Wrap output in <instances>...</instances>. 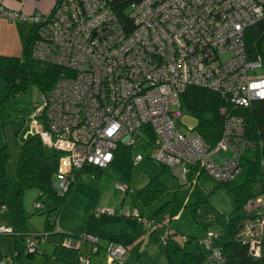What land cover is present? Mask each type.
Masks as SVG:
<instances>
[{
	"label": "built area",
	"instance_id": "2783aa9c",
	"mask_svg": "<svg viewBox=\"0 0 264 264\" xmlns=\"http://www.w3.org/2000/svg\"><path fill=\"white\" fill-rule=\"evenodd\" d=\"M51 1L47 12L32 14L0 4V18L32 23L30 56L64 68L53 87L40 92L31 117L43 144L60 152L52 185L58 195L78 178L94 177L86 167L110 165L119 144L134 145L146 128L157 140L153 159L177 169L182 184L189 185L191 167L218 181L241 174V156L254 146L243 137L242 119L228 117L222 139L212 148L194 128L183 126L181 95L198 86L218 91L236 105L264 100L262 62L248 60L245 47L246 29L264 18V0H125L132 31L115 12L117 0ZM220 111L227 114L226 107ZM222 151L230 155L216 157ZM143 158L134 157L137 163ZM38 201L35 208L41 209ZM4 210L1 206L0 213ZM263 223L248 225L247 235ZM11 231L0 225V234ZM214 236L208 232L207 246ZM41 238L39 233L25 237L23 254L38 252ZM253 248L259 255L255 240ZM106 252L112 264L129 256L128 247L116 241L108 243ZM0 264L17 263L4 257Z\"/></svg>",
	"mask_w": 264,
	"mask_h": 264
},
{
	"label": "rangeland",
	"instance_id": "374dc122",
	"mask_svg": "<svg viewBox=\"0 0 264 264\" xmlns=\"http://www.w3.org/2000/svg\"><path fill=\"white\" fill-rule=\"evenodd\" d=\"M2 19L7 22L1 26L5 39L0 40V46L6 48L8 55H21L30 22ZM260 71H264V68ZM39 94L35 85H29L25 91L5 98L7 88L0 79V148L7 145L11 153L7 210L0 213V224L9 221L7 224L14 232L0 234V252L3 256L16 259V253L25 251L23 238L36 233L46 234V223L52 224L51 231H59L64 239L51 242L41 238L38 252L31 256L24 252L17 259L18 262L14 260L17 264H112L106 252L110 240L122 242L130 249V254L140 255L149 264L165 263L170 256L180 261L184 251L206 254L208 250L199 242L206 234L200 222L195 220L191 211H173V204H168L178 184L175 177L178 172L175 168L163 172L162 165L152 157L153 143L157 140L152 141L145 131L141 132L142 137L134 145L119 144L109 166L88 172L95 174L94 177L79 178L62 203L58 204L48 195L40 196L39 190L32 187L23 190L20 206L17 200L19 183L14 175L18 144L35 133L30 129V123L34 106L40 101ZM181 120L185 129L197 124L196 118L187 113ZM28 130L31 133H27ZM136 154H142L143 160L137 163L134 159ZM229 155V151H222L216 157ZM158 174H161L168 191L152 204H146L138 192L152 176ZM118 184L129 189L123 191ZM205 197L206 194L201 193V200H205ZM37 200L42 203L41 209L35 208ZM213 202L223 211L232 209L223 193L215 195ZM135 212H140V217L147 221L149 219L151 223L141 220ZM212 230L221 233L222 228L214 225ZM228 239L229 235L225 232L215 239V245L221 248ZM64 241L73 245L67 246Z\"/></svg>",
	"mask_w": 264,
	"mask_h": 264
},
{
	"label": "trees",
	"instance_id": "16d2710c",
	"mask_svg": "<svg viewBox=\"0 0 264 264\" xmlns=\"http://www.w3.org/2000/svg\"><path fill=\"white\" fill-rule=\"evenodd\" d=\"M113 6L122 23H125V27L132 31L130 28L135 26L128 12H125V0H117ZM30 24L31 28L22 54H0V79L7 88L5 98L25 91L29 85H35L40 92L46 93L64 72V68L60 66L40 62L30 56V44L33 38L32 23ZM263 45L264 18L248 27L245 32L247 59L262 62L259 72L264 68ZM181 99L185 114L192 115L197 120L196 126L192 128L204 137L210 147L214 148L218 145L225 132L226 119L231 116L242 119L243 137L254 146L241 156L242 172L234 180H215L198 167L190 168L189 185L182 184L178 175H175L178 184L168 204H173V211L184 209L193 213L195 220L205 229L206 234L199 239V242L208 251L206 254L184 251L180 261H175L173 256H170L167 262L157 264H264V223L253 232V236L249 237L246 231L248 225L257 221L264 222V100H255L252 106L236 105L221 96L220 92L198 86L188 87L181 95ZM222 107L227 108V114L221 113ZM145 133L151 136L152 141L155 140L151 129L146 128ZM59 157L60 152L46 147L36 132L18 144L14 175L19 183L17 200L20 206L23 190L32 187L39 190L40 196L53 197L58 204L64 201L67 192L58 195L52 186L58 171ZM10 161L11 153L7 145H4L0 148V208L6 206L7 189L11 182L8 175ZM161 165L163 172L170 170V167ZM94 169L97 168H85L87 171ZM160 175L152 176L148 184L138 192L146 204H152L168 191ZM203 192L206 194L205 200H201ZM219 193H223L228 198L232 205L231 210L223 211L213 202V197ZM258 198L262 199L261 202H257ZM214 225L222 228L221 233L212 230ZM45 227L46 234H42L44 238L58 241L54 238L58 233L51 231L53 225L46 223ZM209 231L215 234L212 239L213 244L205 246L203 240ZM225 232L229 235V241L220 248L215 245V239ZM61 239L63 240L64 237ZM253 240L260 246L259 255L255 254ZM215 251L219 255H216ZM23 255V252L16 253V260ZM4 257L7 256H3L0 252V260ZM121 264L149 263L144 262L140 255L129 253L128 259Z\"/></svg>",
	"mask_w": 264,
	"mask_h": 264
},
{
	"label": "crops",
	"instance_id": "0c3cea01",
	"mask_svg": "<svg viewBox=\"0 0 264 264\" xmlns=\"http://www.w3.org/2000/svg\"><path fill=\"white\" fill-rule=\"evenodd\" d=\"M51 3L52 1L51 0H0V4L6 8V9H9V10H12V11H18L20 13H25V14H32V13H37V12H47L50 7H51ZM7 21H5L4 19L0 18V40H3L5 39V35L3 33V28H1V26L3 25V23H6ZM31 25V24H30ZM31 28V27H30ZM0 54H5V55H8V53H5L7 52L6 48H2L0 46ZM30 129L31 130H34L33 129V126L31 125L30 123ZM27 133H31L28 132ZM26 133V135H27ZM114 160V159H113ZM109 166V165H108ZM72 187V186H71ZM70 187L69 191L67 193L70 192V190L72 189ZM65 200V199H64ZM7 210V207L5 206V210L3 213H5ZM61 211V210H60ZM112 212V211H111ZM1 221V220H0ZM9 221H4V224H0V225H4L5 227H8L10 228V225H8ZM57 225V224H56ZM11 229V228H10ZM13 231V230H12ZM6 234H9V233H6ZM60 233L58 234H55L57 237H54L55 240H59L60 239ZM62 238V237H61ZM21 240H22V237H21ZM50 241L52 242V240L50 239ZM22 242H24V238L22 240ZM39 242V241H38ZM54 242V241H53ZM116 242H119V241H116ZM109 243V242H108ZM122 243V242H121ZM169 244V242H166ZM123 244V243H122ZM38 246V245H37ZM39 250V249H38ZM129 248H128V253H129ZM37 253V252H36ZM31 256V255H30ZM16 262H18L16 259H14Z\"/></svg>",
	"mask_w": 264,
	"mask_h": 264
}]
</instances>
